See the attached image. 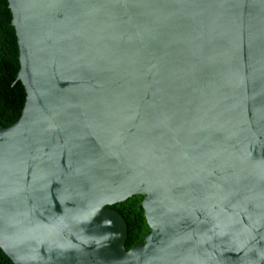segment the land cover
Listing matches in <instances>:
<instances>
[{
  "label": "water",
  "instance_id": "obj_1",
  "mask_svg": "<svg viewBox=\"0 0 264 264\" xmlns=\"http://www.w3.org/2000/svg\"><path fill=\"white\" fill-rule=\"evenodd\" d=\"M22 114L0 127L14 264H264V0H8ZM149 232L126 248L111 207Z\"/></svg>",
  "mask_w": 264,
  "mask_h": 264
},
{
  "label": "trees",
  "instance_id": "obj_2",
  "mask_svg": "<svg viewBox=\"0 0 264 264\" xmlns=\"http://www.w3.org/2000/svg\"><path fill=\"white\" fill-rule=\"evenodd\" d=\"M8 0H0V127L6 128L17 122L26 101V92L20 81L19 49ZM142 196L116 204L111 208L124 218L128 236L126 248L143 243L149 232L141 206ZM0 264H14L0 249Z\"/></svg>",
  "mask_w": 264,
  "mask_h": 264
}]
</instances>
